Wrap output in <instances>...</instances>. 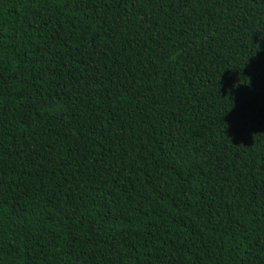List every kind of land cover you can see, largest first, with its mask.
Segmentation results:
<instances>
[{"label":"trees","instance_id":"16d2710c","mask_svg":"<svg viewBox=\"0 0 264 264\" xmlns=\"http://www.w3.org/2000/svg\"><path fill=\"white\" fill-rule=\"evenodd\" d=\"M0 264H264V0H0Z\"/></svg>","mask_w":264,"mask_h":264}]
</instances>
